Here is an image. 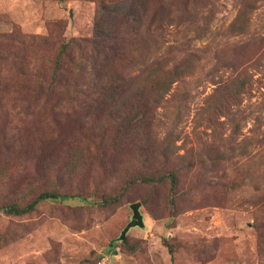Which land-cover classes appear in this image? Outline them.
<instances>
[{"label":"rangeland","instance_id":"374dc122","mask_svg":"<svg viewBox=\"0 0 264 264\" xmlns=\"http://www.w3.org/2000/svg\"><path fill=\"white\" fill-rule=\"evenodd\" d=\"M0 264H264V0H0Z\"/></svg>","mask_w":264,"mask_h":264},{"label":"trees","instance_id":"16d2710c","mask_svg":"<svg viewBox=\"0 0 264 264\" xmlns=\"http://www.w3.org/2000/svg\"><path fill=\"white\" fill-rule=\"evenodd\" d=\"M15 36L10 35V38H13ZM108 36H99V41H106V38ZM108 39V38H107ZM94 40V39H93ZM75 41H69L68 44H65L64 47L62 48L63 52L67 51L70 47H73L75 45ZM62 52V53H63ZM124 53L121 45H118L117 47H109L108 49H104V57L99 61L100 64L96 63V66L98 67L99 71L95 75L96 77L94 78L96 85L101 88L103 91H113L118 89V85H115L114 82H117V79H112L108 75V68L113 67L117 64V61H122L124 59ZM119 65V63L117 64ZM116 65V66H117ZM167 75H169V71L165 72ZM171 74L175 75L176 72H172ZM151 81L154 82L155 85L159 87H164L166 86L165 84V79L162 77H158L153 74V77L151 78ZM115 82V83H116ZM122 82V81H121ZM95 84V83H94ZM121 86H124V83H121ZM120 86V87H121ZM58 195L55 193H43L39 196L40 199H48V198H57ZM13 210V209H12ZM14 211V210H13Z\"/></svg>","mask_w":264,"mask_h":264},{"label":"water","instance_id":"95a60500","mask_svg":"<svg viewBox=\"0 0 264 264\" xmlns=\"http://www.w3.org/2000/svg\"><path fill=\"white\" fill-rule=\"evenodd\" d=\"M139 207L140 203H133L130 205V209L132 211V219L122 231L120 240H123L125 238L126 233L130 228L135 226L143 227L142 215L139 212Z\"/></svg>","mask_w":264,"mask_h":264}]
</instances>
